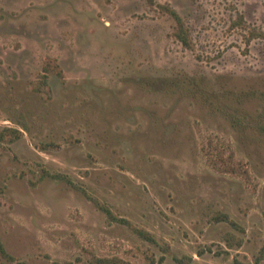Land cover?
<instances>
[{
  "label": "rangeland",
  "instance_id": "1",
  "mask_svg": "<svg viewBox=\"0 0 264 264\" xmlns=\"http://www.w3.org/2000/svg\"><path fill=\"white\" fill-rule=\"evenodd\" d=\"M253 30L264 32V0H0V133L18 130L0 137V240L15 258L0 262L264 264ZM43 74L50 95L35 90ZM229 233L243 244L229 247Z\"/></svg>",
  "mask_w": 264,
  "mask_h": 264
},
{
  "label": "trees",
  "instance_id": "2",
  "mask_svg": "<svg viewBox=\"0 0 264 264\" xmlns=\"http://www.w3.org/2000/svg\"><path fill=\"white\" fill-rule=\"evenodd\" d=\"M159 6L164 12L170 14L174 18V20L176 21V29L174 32L176 38L182 43V45L184 47L191 48L192 47V38L190 35L189 28H188L184 18L182 17V15L174 7H172L168 3L159 4ZM240 19H241L240 21H244L243 17H241ZM261 36H264L263 31L253 30L252 37H261ZM35 90L41 91V92H48L50 95L51 87L49 85L47 74H43V79L40 82L36 83ZM261 98L264 100V91L261 92ZM259 128L261 129L262 132H264V124H261L259 126ZM17 131L18 130L14 129V128H5L4 131L0 133V137H3V134L5 132H11V134L13 135V138H16L17 137V135H16ZM45 177H52L55 179L65 180L66 182H68V184H70L74 188L80 190L90 201H92L96 205V207H98V209L105 212L106 215L111 220L119 221L121 223L132 226V223L128 219L116 216L109 205L104 204L98 198L93 197L84 186L75 183L66 174L54 173V172H50L48 170H44L41 178H45ZM213 219L218 221V222H220V221L229 222L235 228L240 229V231L242 230V228L229 216V214H227L225 212H222V211L217 212L214 215ZM134 228L142 238H144L150 242H153V243L157 242L155 236L153 234H151L149 231H147L146 229L138 228V227H134ZM225 240H226L228 246L231 248L234 246H241L243 244V238L238 237L233 233L227 234ZM0 254L2 255V257H4L7 260H11V261L15 260V258L7 251L4 243L1 240H0ZM163 259H164V257H162L160 260H163ZM0 264H5V263L0 262ZM20 264H26V263L20 262ZM93 264H129V263L126 260H124L123 258H120L118 256H112V257H95L93 260ZM236 264H239V263H236Z\"/></svg>",
  "mask_w": 264,
  "mask_h": 264
}]
</instances>
